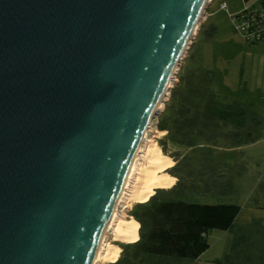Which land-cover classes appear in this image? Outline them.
Here are the masks:
<instances>
[{"label":"water","instance_id":"water-1","mask_svg":"<svg viewBox=\"0 0 264 264\" xmlns=\"http://www.w3.org/2000/svg\"><path fill=\"white\" fill-rule=\"evenodd\" d=\"M212 1L0 0V264L94 263Z\"/></svg>","mask_w":264,"mask_h":264},{"label":"trees","instance_id":"trees-1","mask_svg":"<svg viewBox=\"0 0 264 264\" xmlns=\"http://www.w3.org/2000/svg\"><path fill=\"white\" fill-rule=\"evenodd\" d=\"M257 17L264 19L260 12ZM212 82L211 73L202 71L189 81L187 89L172 95L173 127L169 130L162 120V129L170 131L162 144L164 153L177 161L172 171L181 178L173 188L158 190L147 203H139L131 211L141 224L140 239L124 245L125 250L132 249L126 264L194 260L210 247L208 236L213 230L235 228L240 205L202 203L194 198L197 189L205 192L218 184L212 178L221 175L224 164L215 157L214 148L256 141L255 128L260 121L256 122V115L242 101L222 102L212 90ZM238 240L237 235L234 249ZM152 258L156 261H150ZM123 260L124 256L115 264Z\"/></svg>","mask_w":264,"mask_h":264},{"label":"rangeland","instance_id":"rangeland-1","mask_svg":"<svg viewBox=\"0 0 264 264\" xmlns=\"http://www.w3.org/2000/svg\"><path fill=\"white\" fill-rule=\"evenodd\" d=\"M253 1H247V5L250 6ZM223 3H226V8L222 7ZM244 8V0H213L208 6L195 39L180 65L177 80L174 81L162 113L153 120L151 129L149 128V134L161 147L163 153L162 139L169 135V130L173 127V110L170 107L172 95L178 90L181 92L187 89L189 81L194 77L197 78L202 71L209 72L213 76L212 90L222 102L240 100L248 105L250 112L260 117L263 115L264 39L258 43L248 39L245 25L237 17ZM162 120L168 131L162 129ZM172 149L173 147H169V150ZM214 155L230 168L220 169L221 175L212 178V181L216 180L218 183L214 184V187L204 189L205 192L197 189L195 201L240 204L249 200L252 203L264 204V154L261 145L243 148V146L231 147L220 144L214 148ZM167 156L174 161L167 173L176 178V185L181 178L172 171L177 161L170 155ZM170 188H156L155 193L160 189ZM138 205V202H132L130 208L123 211V207H120L119 211L125 212L128 218L136 219L131 211L137 209ZM109 241L120 247L119 257L125 258L121 263L126 264L132 249L125 250L124 245L130 243L114 240L111 236ZM150 261L154 262L156 258ZM149 263L148 260L147 264Z\"/></svg>","mask_w":264,"mask_h":264},{"label":"bare ground","instance_id":"bare-ground-1","mask_svg":"<svg viewBox=\"0 0 264 264\" xmlns=\"http://www.w3.org/2000/svg\"><path fill=\"white\" fill-rule=\"evenodd\" d=\"M198 25L195 33L200 27V24ZM176 80L175 77L170 87ZM164 99H167V96ZM163 107L164 102L158 108L163 109ZM146 134L117 203V205H122L123 211L130 208L132 202L147 203L154 195L156 188H170L176 183V178L167 173L174 161L162 152L161 147L149 134V130ZM140 226L139 221L128 218L125 212L121 213L117 207L107 225L93 264L118 263L120 247L109 241V236L114 240L133 244L140 239Z\"/></svg>","mask_w":264,"mask_h":264},{"label":"crops","instance_id":"crops-1","mask_svg":"<svg viewBox=\"0 0 264 264\" xmlns=\"http://www.w3.org/2000/svg\"><path fill=\"white\" fill-rule=\"evenodd\" d=\"M264 100V96H262ZM256 115L255 128L258 139L252 143L234 147L252 148L261 145L264 154V112ZM224 168L229 169L227 164ZM241 206L235 218V228L214 230L208 238L210 247L197 259L178 260V264H264V204L249 200L238 204ZM239 237L234 249L235 239ZM177 262L173 264H177Z\"/></svg>","mask_w":264,"mask_h":264},{"label":"built area","instance_id":"built-area-1","mask_svg":"<svg viewBox=\"0 0 264 264\" xmlns=\"http://www.w3.org/2000/svg\"><path fill=\"white\" fill-rule=\"evenodd\" d=\"M247 1L250 0H244L245 8L239 12L237 17L239 20L243 21L248 39L252 42H259L262 40V34L264 33L260 32L264 28V19L257 16L260 12L264 18V0H254L250 6L247 5ZM226 6V3L222 4L223 8H226ZM261 21L263 23H261Z\"/></svg>","mask_w":264,"mask_h":264}]
</instances>
